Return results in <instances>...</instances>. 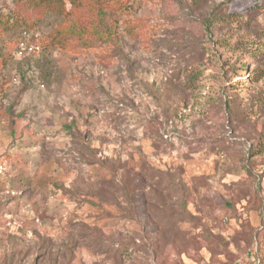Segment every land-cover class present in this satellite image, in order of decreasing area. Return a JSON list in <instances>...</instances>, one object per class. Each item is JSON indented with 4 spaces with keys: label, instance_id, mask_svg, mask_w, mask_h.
I'll return each instance as SVG.
<instances>
[{
    "label": "rangeland",
    "instance_id": "1",
    "mask_svg": "<svg viewBox=\"0 0 264 264\" xmlns=\"http://www.w3.org/2000/svg\"><path fill=\"white\" fill-rule=\"evenodd\" d=\"M123 3L75 53L0 0V264L262 261L264 0Z\"/></svg>",
    "mask_w": 264,
    "mask_h": 264
},
{
    "label": "trees",
    "instance_id": "2",
    "mask_svg": "<svg viewBox=\"0 0 264 264\" xmlns=\"http://www.w3.org/2000/svg\"><path fill=\"white\" fill-rule=\"evenodd\" d=\"M129 1L130 0H27V3L28 7L31 9H44L48 11V13H53L65 19L62 25L56 27L52 31L50 39H44V41L48 40L54 47L60 46L65 50L81 53L83 49L88 48L106 47L109 49V46L114 44L115 41L117 42L120 40L116 39L119 38L118 32H116L118 26L116 22L111 28L104 23L105 17L107 16L105 8L111 3L120 4V6L123 7L126 5L123 2ZM68 5L70 8H68ZM89 16L91 18L88 19ZM25 19L26 18H22L21 12L17 14L16 21L19 22ZM205 22L208 25L210 24V20H206ZM9 27H11L10 18L0 17V38L1 31L7 30ZM22 32H29V30L26 29ZM32 41L38 44V40L35 41L33 39ZM39 46L41 45L39 44ZM31 56L33 55H25L23 60ZM106 57H110V54ZM112 172H114V170H112ZM40 255L42 256L43 254ZM35 263L37 264V261H35ZM260 264H264V259L260 261Z\"/></svg>",
    "mask_w": 264,
    "mask_h": 264
},
{
    "label": "built area",
    "instance_id": "3",
    "mask_svg": "<svg viewBox=\"0 0 264 264\" xmlns=\"http://www.w3.org/2000/svg\"><path fill=\"white\" fill-rule=\"evenodd\" d=\"M31 37L29 33L25 32L23 38L17 44L16 55L19 58L24 57L25 55H34L40 53L41 46L30 41ZM260 261H253L250 264H260Z\"/></svg>",
    "mask_w": 264,
    "mask_h": 264
}]
</instances>
